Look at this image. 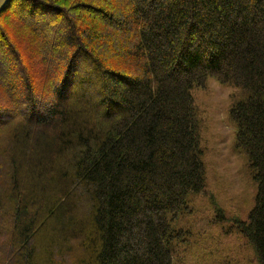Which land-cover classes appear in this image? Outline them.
I'll return each instance as SVG.
<instances>
[{"label": "trees", "instance_id": "16d2710c", "mask_svg": "<svg viewBox=\"0 0 264 264\" xmlns=\"http://www.w3.org/2000/svg\"><path fill=\"white\" fill-rule=\"evenodd\" d=\"M210 78L239 92L258 186L239 230L264 264V0H12L0 264H173L174 222L206 189L193 91Z\"/></svg>", "mask_w": 264, "mask_h": 264}, {"label": "rangeland", "instance_id": "374dc122", "mask_svg": "<svg viewBox=\"0 0 264 264\" xmlns=\"http://www.w3.org/2000/svg\"><path fill=\"white\" fill-rule=\"evenodd\" d=\"M24 36H18L21 43ZM193 97L201 125L206 189L189 197V210L174 222L181 237L171 245L173 264H259L254 247L239 230L258 191L248 158L236 147L237 125L230 117L239 92L210 78L205 87L193 91Z\"/></svg>", "mask_w": 264, "mask_h": 264}, {"label": "water", "instance_id": "95a60500", "mask_svg": "<svg viewBox=\"0 0 264 264\" xmlns=\"http://www.w3.org/2000/svg\"><path fill=\"white\" fill-rule=\"evenodd\" d=\"M11 2L12 0H0V15Z\"/></svg>", "mask_w": 264, "mask_h": 264}]
</instances>
